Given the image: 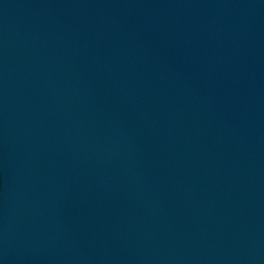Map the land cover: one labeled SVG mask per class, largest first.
Returning <instances> with one entry per match:
<instances>
[{"label": "water", "instance_id": "1", "mask_svg": "<svg viewBox=\"0 0 264 264\" xmlns=\"http://www.w3.org/2000/svg\"><path fill=\"white\" fill-rule=\"evenodd\" d=\"M0 264H264V0H0Z\"/></svg>", "mask_w": 264, "mask_h": 264}]
</instances>
